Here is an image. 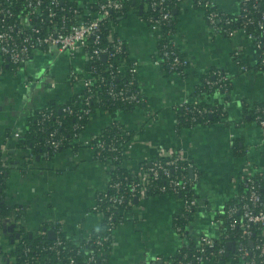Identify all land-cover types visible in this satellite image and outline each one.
I'll return each instance as SVG.
<instances>
[{
  "label": "crops",
  "instance_id": "obj_1",
  "mask_svg": "<svg viewBox=\"0 0 264 264\" xmlns=\"http://www.w3.org/2000/svg\"><path fill=\"white\" fill-rule=\"evenodd\" d=\"M213 1L228 14L240 11L241 0ZM143 6L130 7L111 25L112 33L124 41L128 56L138 63L137 78L146 98L134 109L117 113V119L133 132L123 163L137 170L156 156L159 147L179 148L199 171L198 201L185 213L178 194L134 198L113 231L110 247L102 251L103 264H140L158 256L167 259L196 242L201 233L218 237L220 225L215 219L241 189L243 168L250 161L264 171V130L251 116L252 107L264 102V69L255 66L258 50L253 41L241 30L234 36L211 33L203 8L184 0L175 9V40L191 62L183 74L170 71L155 61L159 37L140 14ZM237 47L250 65L248 70L234 59ZM86 68L83 51L71 54L55 46L35 51L17 69L0 63V161L8 166L2 189L10 207L0 224V264H14L13 251L24 233L48 232L58 222L69 238L78 240L102 226V216L92 205L109 180L110 165L95 156L90 142L111 123L110 113L103 109L92 113L76 138L79 146L31 155L29 148L17 143L36 108L84 90V82L73 79L71 71L82 74ZM212 69L228 74L230 85L204 99L219 101L225 115L179 128L178 105L195 95L202 75ZM180 213L187 218L184 234L176 229ZM206 264L244 263L230 257L210 259Z\"/></svg>",
  "mask_w": 264,
  "mask_h": 264
},
{
  "label": "built area",
  "instance_id": "obj_2",
  "mask_svg": "<svg viewBox=\"0 0 264 264\" xmlns=\"http://www.w3.org/2000/svg\"><path fill=\"white\" fill-rule=\"evenodd\" d=\"M75 1H77L76 4H67L66 0H0V63L8 62L15 66H21L30 60L35 51L40 49L47 51L54 46L59 51H67L71 54L83 51L87 64L96 61L100 56L112 57L117 53L127 51L124 41L112 33L111 28L113 23L111 11L121 10L122 0ZM166 1L151 0L149 5L152 9H158L159 12L157 15L149 14L143 18L159 37L156 63L160 65L166 63L170 71L183 74L191 59L182 53L175 40L176 28H174L173 11L171 7H165ZM178 1L181 4L184 0ZM190 1L205 11L211 33L229 36H234L238 30L245 33L253 41L257 50L261 49L255 66L264 69V47L255 38L254 33L246 28L248 23H253L264 29V10L260 12L258 19L252 14V6L255 8V2L258 0H241L238 16L242 26L239 28L231 27L232 19L227 12L216 6L213 0ZM15 5L18 11H16ZM218 21L224 23L219 24ZM106 22L110 23L111 33L105 35L103 26ZM104 37L107 38V44ZM164 38H167L169 42H163ZM259 54L262 55L259 56ZM233 55L241 69L248 70L250 68V65L243 61L239 47L234 49ZM127 67L131 73L130 78L122 86L117 87L115 78L118 74H124ZM213 72L214 78L206 76V83L211 87L216 86L227 90L230 84L229 75L219 69ZM137 73V61L127 55L115 66L111 62L109 67L99 68L91 63L82 74L71 71V76L73 79L80 78L84 82V90L79 93L80 97H83L84 104L90 102L93 93L88 92L91 91L93 84H97L106 85L112 99L132 103L137 107L146 101L141 87L136 84ZM42 107L45 108L46 105ZM178 107H182L185 109V113H188L190 125L199 123V121L207 123L206 117L220 109L219 105L201 104V98L196 95L186 98ZM63 109L73 112L70 106H65ZM82 110L81 113H77L79 118L87 113L91 116L90 106L84 105ZM261 110H263L262 106L256 107L255 120L264 130V117L259 112ZM51 113L45 111L43 117L46 118ZM152 116L153 119L156 117L155 114ZM110 124L116 125L121 133L114 134L115 136L109 139L100 138L96 141L93 137L90 144L94 149L95 156L100 160L105 157L103 156L104 151L109 150L115 154L107 157L106 162L109 164L113 159L120 161L123 158L121 162L124 165L127 149L132 145V137L125 143H122L121 140L131 130L123 123L121 125L118 119L112 118ZM75 126L82 127L83 123L78 121ZM56 133V130L51 131L47 139V143L54 151L59 150L63 139L62 136L56 138ZM80 134V132L75 134L76 138ZM131 171L133 177L136 178L128 179V175L124 176L125 180L109 178L105 188L98 192L92 210L102 216V226L99 230L89 232L78 239L80 243L77 252L81 256L80 258L75 255L67 256L65 263V258L61 255L58 247L63 243V239L59 236L62 227L57 224L58 222L52 225L51 229L54 230L55 240L50 248L55 250L58 264H103L102 249L113 236L117 224L123 220L124 211L133 203V198L145 194L148 189L154 187L155 181L160 193L170 192L180 196L185 213H189L197 205V196L192 192V189L196 188L200 177L199 171L179 148L159 147L156 156L146 166L137 170L131 169ZM262 173L264 171L249 161L239 175L241 189L236 196L237 199L228 203L221 211V214H226L228 218H231V228L241 229L239 237L234 239L231 232H225L224 237L227 240L225 246L217 245L214 237L207 233H201L196 241V251L192 257H187L186 253L177 260L174 256L167 259L158 256L154 261H143L140 264H206L210 259L223 260L225 254L233 259H240L244 264H264V195L257 177ZM161 177L165 178V184H157V180ZM116 208L120 215L119 221H117ZM222 221L220 215L215 219V222L220 226ZM176 229L181 234L185 233L184 227L177 223ZM229 242L232 243L231 247L228 246ZM85 245H90L92 248L85 250L82 254ZM29 251H32L31 247L25 245L24 252L28 253ZM41 259H45L44 264H50L46 260L47 253H43L41 256L27 255L25 261L26 264L31 261H33L32 264L34 262V264H40Z\"/></svg>",
  "mask_w": 264,
  "mask_h": 264
},
{
  "label": "trees",
  "instance_id": "obj_3",
  "mask_svg": "<svg viewBox=\"0 0 264 264\" xmlns=\"http://www.w3.org/2000/svg\"><path fill=\"white\" fill-rule=\"evenodd\" d=\"M123 1V7L121 10H112L111 11V18L114 20H117L118 17L124 16L128 9L130 7H136L138 6L139 3H143V8L140 10V14L142 17L146 18L149 14H155L157 15L159 10L158 9H152L150 4L151 0H122ZM67 4H76L77 1L75 0H66ZM79 3V2H78ZM256 7L253 8V15L258 19L260 17V12L264 10V0H258L255 2ZM180 6V1L178 0H167L165 2V7H171L173 11V19H174V28H176V22H177V11H174V9H179ZM217 6V5H216ZM16 11L17 6H14ZM228 16L232 19V23L230 24L232 28L240 27L242 26L240 23V18L238 15H233V14H228ZM219 24H223L224 22L218 21ZM110 23L106 22L103 26V31L104 34L111 33L110 31ZM247 30L251 31L254 33V36L257 40H259L264 47V29L262 27H259L253 23H248L247 24ZM105 43L107 44V38H105ZM103 39V41H104ZM163 42H169L167 38H164L162 40ZM161 41V44L163 43ZM258 53H261V49H258ZM128 55L127 51L125 50L124 52L117 53L116 55L112 57H104L100 56L96 61L89 62L87 66L89 67L92 64L97 65L99 68H104V67H109V64L112 62L113 65L115 66L118 64L121 60H123L126 56ZM262 54H259V56ZM10 64V63H9ZM162 66L165 69H168L166 63H163ZM20 66H15L14 64H10V68L17 69ZM169 70V69H168ZM214 70L212 69L210 72L204 73L200 79V82L197 86L195 95L199 96L201 98V104H206V105H219L220 109L218 112L213 113L212 115H208L206 117L207 123H210L216 119H220L225 115L226 110L224 109V106L217 100L214 102H210L204 99V95H208L214 91L221 90L223 88L221 87H216V86H209L206 83V76L210 78H214ZM109 73V71H107ZM130 71L127 67L125 70L124 74L120 75L118 74L115 78V83L116 86H122L124 83H126L129 78H130ZM136 84L139 86L138 78L136 77ZM230 85V84H229ZM91 91L88 93H93L92 97H90V102L88 104H84L83 97H80L79 93H74L71 95L68 99L58 102L55 100H50L48 101L45 105L46 107H40L36 108L32 115L30 116L28 120V125L26 129L21 132L18 137H17V143L20 147L24 148H29V152L31 155H36L37 153L47 151L48 154H52L56 151L52 149V147L47 143V139L50 136V132L53 130H56L57 133L55 135L56 138L63 137L62 139V144L59 147L60 149L66 148V147H73V146H79V143L76 141V135L77 133H81L90 118L89 113L84 114L83 117L79 118L77 116V113H81L83 110V106L87 105L91 107V113H94L98 109H105L112 115L114 119H117V113L119 110L123 109H134L136 106L132 103H124L120 100H114L110 97L107 86L106 85H97L93 84L91 86ZM87 93V92H86ZM87 95V94H86ZM262 106L263 110L259 111L263 117H264V102H259L256 105L252 107V113L251 116L255 118L257 111L256 107L257 106ZM65 106H70L73 109V112H69L67 110H64L63 108ZM178 127L180 126H188L190 125L189 120H188V113H185V109H182V107H178ZM52 112L48 117L44 118L43 117V112ZM92 115V114H91ZM80 121L83 123L82 127H76V123ZM201 123H206L204 121H199ZM121 125H123L121 123ZM121 131L119 128H117L116 125L110 124L106 126L101 133L96 134L94 136V140H98L100 138H112L115 136L114 134L119 135ZM133 135V132L131 131L129 134L124 135V139H122V143H125L128 139H130ZM120 144V143H119ZM115 152H111L109 150L104 151L105 156L103 160L106 161L107 157H110L114 155ZM123 160V158H122ZM122 160H111L109 165H110V177L111 179H124V176L128 175V179H133L136 177H133L132 171L129 167L122 165ZM150 161H145L143 166H146L147 163ZM8 169V166L5 165L2 161H0V224L3 220L4 217H6L9 214L10 207L7 206V204L3 200V189L2 187L4 186V178H5V173ZM260 183H261V192L264 195V173L257 175ZM166 180L165 178H160L157 180V184H165ZM154 188V189H153ZM192 192L196 194V188L192 189ZM146 195L149 194H160V191L157 189L156 186V181L154 182V187H151L148 189L145 193ZM197 196V195H196ZM237 198L231 199L228 203L234 202ZM134 202V198L132 200ZM125 204V203H124ZM131 206V205H130ZM116 208V214H117V221H119L120 215H118L119 211ZM221 218L223 219L221 226H220V234L218 237H214L217 245H225L227 244V240L224 237L225 232H231L233 235V238H237L240 236L241 229L240 228H231L230 227V222L231 218H228L226 214H219ZM187 221V218L183 214H179L178 217L176 218V223L181 225L182 227L185 226V223ZM61 239H63V243L60 244L58 247L61 251V255L64 256L65 258V263H66V257L75 255L77 257H81L78 255L77 249L79 248V241L75 239L69 238L63 230L59 234ZM55 240V237L50 236L48 232H42L40 234H29V233H24L21 235L20 241L17 243L16 248L13 251L14 255V264H26V257L27 255H38L41 256L43 253H47V261L50 264H58L57 258H56V253L55 250L50 248V245L53 244ZM111 239L108 241L107 245L102 249L103 251L106 250L110 247L111 244ZM28 245L31 247L32 251H29L28 253L24 252V246ZM196 246L197 242H192L188 247L183 248L179 253L174 255L175 260L182 258L184 253L187 254V257H192L193 253L196 251ZM92 246L90 245H85L84 250L82 251V254H84L85 250L91 249ZM230 256L228 254H225L223 257L224 259H228ZM33 261H31L29 264H32ZM35 263V262H34ZM33 263V264H34Z\"/></svg>",
  "mask_w": 264,
  "mask_h": 264
},
{
  "label": "water",
  "instance_id": "obj_4",
  "mask_svg": "<svg viewBox=\"0 0 264 264\" xmlns=\"http://www.w3.org/2000/svg\"><path fill=\"white\" fill-rule=\"evenodd\" d=\"M105 56H106V55H104V57H105ZM48 232H49L50 236H52V237L54 236V230H53V229H50ZM231 244H232V243L229 242V243H228V246L231 247Z\"/></svg>",
  "mask_w": 264,
  "mask_h": 264
}]
</instances>
